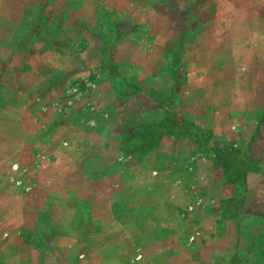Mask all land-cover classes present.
Masks as SVG:
<instances>
[{
  "label": "crops",
  "instance_id": "obj_1",
  "mask_svg": "<svg viewBox=\"0 0 264 264\" xmlns=\"http://www.w3.org/2000/svg\"><path fill=\"white\" fill-rule=\"evenodd\" d=\"M206 1L78 0L76 8H68L63 35L52 34L56 20L49 17L40 32L23 40L19 50L15 48L22 44V33L30 24L24 0L13 2L10 11L19 12L21 28L10 40L4 39L7 52L0 60H16L30 69L21 75L14 105H9L8 96L0 97L1 125L16 124L14 112L19 114L18 123L24 120L27 124L26 134L0 131V264H222L212 244L226 237V230L218 231L217 227L223 218L221 200L229 197L230 186L224 184L211 158L197 153L195 143L180 135H162L140 162L126 167L122 177V171L116 169L128 159L121 153L122 128L128 126L127 120L145 121L144 113L150 114L151 107L159 110V105L142 95V89L117 103L108 102L107 91L113 92L114 77L106 76L102 66V51H106L110 60L135 62L146 74L156 73L167 62V50L178 43L173 31L179 35L187 28L182 14L194 16L204 11L211 16L215 34L217 28H230L233 21L245 32L241 38L226 33L217 37L211 32L216 42L225 45L236 41L244 50L252 44L256 47L250 50L252 59L264 62V51L258 45L264 37L250 28L245 8L232 0H213L208 8H202ZM254 4L264 10V0ZM50 5L52 11L60 8L59 4ZM4 7L0 2V12ZM106 11L123 13V21L111 32L102 21ZM8 17L13 19L14 14ZM141 25L156 29L150 44L134 38V30ZM204 40L198 36L183 53L181 69L186 86L179 89L170 82V88L178 91L174 102L182 107L172 105V109L178 116L181 113L190 118L196 127L210 131L206 149L228 142L245 160L251 148H256L261 154L257 165L244 176V187H253L264 182V100H245V104L231 93L232 83L218 81L220 68L206 69L201 61L208 52L197 44ZM225 48L216 49L212 57H222L217 51ZM157 51L158 59L149 64ZM189 60H193L191 64ZM74 82H84L88 93L77 102H69L64 113L53 99ZM3 84L0 81V89H7ZM234 85L240 91L251 89L248 83ZM29 107L36 112L22 119ZM182 108L187 113L181 112ZM256 110L262 111L261 118L254 114ZM115 112L124 115L123 119L107 133L101 132L100 122ZM158 153L187 161L182 169H175H179L176 176L165 179L153 168ZM13 164L24 171L14 172ZM186 165H191L194 180L188 191L177 179L190 171ZM234 167H240L239 163ZM13 177L28 188L15 186ZM114 206L138 210L142 218L126 227L114 213ZM148 210L151 218L145 217Z\"/></svg>",
  "mask_w": 264,
  "mask_h": 264
},
{
  "label": "rangeland",
  "instance_id": "obj_2",
  "mask_svg": "<svg viewBox=\"0 0 264 264\" xmlns=\"http://www.w3.org/2000/svg\"><path fill=\"white\" fill-rule=\"evenodd\" d=\"M232 1H234L236 6L245 8L248 13V22L250 21L251 26L250 28L256 33L262 34L264 37V10L258 9L257 5L254 4V1L257 0ZM0 2L6 5V7H4V9L0 12V55H4L7 52V49L4 48V39L9 37L10 40L18 34L20 32L21 22L19 20V12L16 13L15 11L14 13H11L10 11L13 9L12 6L14 5L13 2H15V0H0ZM213 2V0L206 1L207 4H202V8H208L211 4H213ZM50 4H59L60 8L57 9V11H52L53 8ZM24 5L26 8L25 18L28 19L30 25L24 29L21 37L22 44L18 43L15 50L20 49V46L23 45V40L26 37H29L28 35H35L37 33V27H39V25L45 20L49 19V17H54L56 20V23L52 28V34L56 37L63 35L64 28L62 27V23L68 19V8H76L78 0H24ZM10 13L14 14L13 19L8 17V15H11ZM6 19L12 20V22L8 23L4 21ZM176 19L177 16L174 14L172 21L175 22ZM184 19L186 20L185 23L187 24V28L183 29L179 35H177L178 32L173 31V35H176L179 38L178 43L172 44L170 49L167 50V62L166 64L160 66L156 73L146 74L143 66L135 62L126 63L112 59L110 60L108 56L104 54L106 51H102V66L104 68V73L107 68L111 69L110 67L115 69L116 72L115 76H112L114 77V85L112 87L113 92L110 90L107 91V101L110 103H117L118 100L123 97L122 94L131 93L132 86H130V84H133L132 81L136 76V80L134 81L140 85L143 92L142 95L148 94L150 90L159 92L164 94L162 96L165 99L168 96V102L173 105V108L174 105L178 104L182 107L181 103L174 102L178 96V91L170 88V82L172 81L171 84H173V87H179V89H183L186 86L184 81L185 78L181 69L182 56L184 51H186V49L193 43L194 39L200 36V38H204L205 40L197 45H200L208 52L201 60L204 67L209 70L214 67L216 69L220 68V77L218 75V81H226L227 84L228 82L232 83V90L234 91L231 93L238 95L239 100L243 99V103L246 104L245 100L263 102L264 62H260L259 59H252L250 51L255 50L256 47L253 48L251 44V47L244 50V48H241L236 41L225 45L216 42L210 34L211 32L214 33L215 30L214 28L213 30L211 29V16L209 15V12L204 11L203 14L197 13L194 16L184 12L182 14V20L184 21ZM102 21L104 22L106 29L111 32L112 29L118 27V21H123V13L119 11H106L102 15ZM168 32H171V28ZM216 33L217 34H214L217 37L223 36L224 33H226V35H230L233 38H241L245 34V32L238 27V24L235 21L231 22L230 28L225 31H221L220 28H217ZM133 34L135 39L143 40L144 42L150 44V41L156 34V29L154 26L141 25L134 30ZM188 45L189 47H187ZM258 45L261 46L259 50L264 51V42L259 43ZM225 46L226 48L223 50L221 49L222 51H217L218 56L222 55V57L214 59L212 57V52H215L219 47ZM192 49L196 50L195 47ZM159 54L160 52L157 51L148 63L150 64L158 59L157 56ZM189 61L191 64L193 60ZM0 62H2L0 81L7 87V89L4 90L0 89V97L8 96L9 105H14V103L17 102L16 88L18 84L22 82L21 75L29 70L30 66L26 63L16 62V60L11 59H3L2 61L0 60ZM203 70L205 71L204 68ZM117 73L119 74L118 76L122 75L125 79L124 83L126 85L121 88L117 87V84L120 82ZM126 74H129V76ZM234 83H248L251 89L249 91H240L239 88L235 87ZM72 85L73 86L71 88L58 95L56 99H53V95H51V99L56 102L55 107L64 113H67L69 102H77L82 98V96H85L88 93L86 88L83 87L84 82H78V85L74 82ZM73 88L76 90L72 91ZM256 88L258 89L255 90ZM236 108H239V105L236 106ZM34 112L36 111L32 107H29L28 110L21 114V118L27 119L30 114H34ZM181 112L187 113L184 108H182ZM179 114L181 115V113ZM254 114H256L258 118H261L262 111L256 110ZM123 116L124 115H121L120 112H115L110 116H107L104 118V121L100 122L99 130L103 133H107L117 120L123 119ZM17 117H19V114L14 112L12 119L13 121L16 120V124L8 125L7 123H2L3 125H1L0 123V131H3V133L5 131L6 134H26L27 124H25L24 120L18 123L16 119ZM40 117L43 120V117ZM24 124L25 128L23 129ZM126 124L131 125V127L134 128L139 126L131 121L128 122V120L126 121ZM17 125H19V127ZM88 125L93 127L92 122H89ZM194 147L196 151L198 147L196 145H194ZM234 153H237L236 150ZM260 155V152L256 148H251L249 155H247V159L240 160L239 162L242 163L244 169L248 166H250L248 168H252L257 165L258 156ZM228 185L231 188L229 197L232 196L233 201L229 200L226 202V206H224L226 214L224 216L222 215L223 218L219 219L217 227L218 231L223 229L226 230V237L224 240H216V242L213 241L212 245L217 248L214 249L215 257H217L218 261H223L222 264H264V182L262 181L253 187L241 188V193L239 192L237 194L236 191H234V185ZM145 217H152L149 210ZM121 218L127 227L129 224L141 220L142 216L138 210H131L127 213H122Z\"/></svg>",
  "mask_w": 264,
  "mask_h": 264
},
{
  "label": "trees",
  "instance_id": "obj_3",
  "mask_svg": "<svg viewBox=\"0 0 264 264\" xmlns=\"http://www.w3.org/2000/svg\"><path fill=\"white\" fill-rule=\"evenodd\" d=\"M53 26L54 25H52V28ZM42 28L43 23L37 27L36 32H40ZM110 68L111 69L107 68L104 74L108 77L115 76V69L112 67ZM118 75L119 74L117 73V76ZM118 78L120 79V82L117 84L118 88L126 85L124 83L125 79L122 76H118ZM132 82L133 84H130V86H132L131 93L122 94L123 97L118 101H121L127 96L141 90L140 86L138 87L135 85L134 79ZM162 95L164 94L150 90L147 96L159 105V110L155 109V107H151L152 109L150 110V114L146 113L145 115L144 113V117L147 118L145 121L135 123L139 125L136 126L137 130L136 128L131 127V125L122 128L121 153L123 156L128 157L126 161L120 162L116 166V169L122 171V177L126 174V167L130 164L140 162L142 157L159 142L162 135H171L174 137L180 135L189 137L195 143L198 147L197 153L211 158L212 166L219 169L217 172L222 175L224 184L234 185V191H236V194L239 192L241 193V188H245L244 174L252 168H248L250 167L248 166L244 169L242 163L239 162L241 159L237 157L238 155L234 153L235 150L231 148L228 142H222L221 146H213L206 149V141L209 137L210 131L196 127L190 118L185 115L178 116L172 109L170 102H168V96L165 99ZM184 161H187V158L180 156H166L162 153H158L156 155L153 168L156 173L160 174L165 179H170L171 177L176 176L179 169H182L181 166ZM235 162H238L240 167H234ZM187 167L190 168V171L186 170L178 176L177 179L181 180L180 183H182L184 189L188 191L190 187L189 185L191 182L194 183V180L191 178L193 173L191 165H186L184 168ZM176 168L179 169L175 170ZM229 200L233 201L232 196L221 200V210L223 216L226 214L224 206H226L225 204ZM113 211L116 213L118 218L122 215V213L129 212L127 209L117 206H114Z\"/></svg>",
  "mask_w": 264,
  "mask_h": 264
},
{
  "label": "built area",
  "instance_id": "obj_4",
  "mask_svg": "<svg viewBox=\"0 0 264 264\" xmlns=\"http://www.w3.org/2000/svg\"><path fill=\"white\" fill-rule=\"evenodd\" d=\"M75 90H76L75 88L72 89V91H75ZM11 169H12L14 172H18V173L24 171L22 168L17 167L16 164H13L12 167H11ZM11 182H12L15 186H19L20 188H22V189H24V190H26V189L28 188L27 185H25V186L21 185V181H20V179H18V177H13V178H11Z\"/></svg>",
  "mask_w": 264,
  "mask_h": 264
}]
</instances>
